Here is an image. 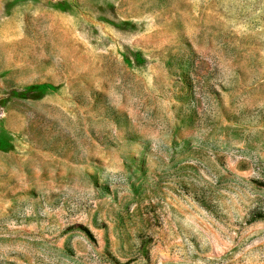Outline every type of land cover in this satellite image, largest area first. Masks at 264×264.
<instances>
[{
  "label": "rangeland",
  "instance_id": "obj_1",
  "mask_svg": "<svg viewBox=\"0 0 264 264\" xmlns=\"http://www.w3.org/2000/svg\"><path fill=\"white\" fill-rule=\"evenodd\" d=\"M0 264H264V0H0Z\"/></svg>",
  "mask_w": 264,
  "mask_h": 264
}]
</instances>
